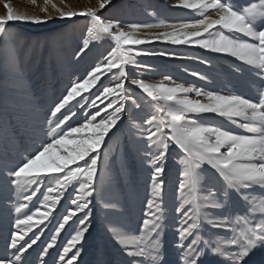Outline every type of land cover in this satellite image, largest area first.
<instances>
[{
    "label": "snow or ice",
    "instance_id": "6c2138e0",
    "mask_svg": "<svg viewBox=\"0 0 264 264\" xmlns=\"http://www.w3.org/2000/svg\"><path fill=\"white\" fill-rule=\"evenodd\" d=\"M111 3L96 0L95 6L75 9L44 0V16L17 13L10 3L4 4L7 14L0 15V39L9 38L10 22L43 24L83 17L87 37L77 56L94 41L107 40L110 50L53 102L40 142L8 170L7 182L16 199L10 204L14 213L6 246L10 254L0 256V264H29L25 257L41 241L44 226L55 222L36 256L38 264H48L58 237L76 221L79 226L58 251L56 264H79L78 245L91 227L93 199L100 196L103 209H115L119 203L104 202L103 192L113 182L108 141L120 125L150 170L138 234L112 230L124 254L133 258V264L145 259L163 264L167 222L163 196L171 153L177 164L173 246L180 252V264H201L206 255L224 264H245L257 247H264V0H245L241 5L237 0H177L174 7L191 10L196 18L128 24L101 14ZM152 29L162 31H146ZM155 42L233 58L239 62L235 73L247 66L261 81L256 98L178 83L171 74H161L159 80L143 78L155 70L138 57L177 56L175 51L156 53L141 47ZM9 62L15 65L11 56ZM190 74L210 83L207 74ZM205 114L222 118L235 130L199 119ZM234 198L247 208L230 219L227 210ZM205 226L216 238L204 232Z\"/></svg>",
    "mask_w": 264,
    "mask_h": 264
},
{
    "label": "rangeland",
    "instance_id": "374dc122",
    "mask_svg": "<svg viewBox=\"0 0 264 264\" xmlns=\"http://www.w3.org/2000/svg\"><path fill=\"white\" fill-rule=\"evenodd\" d=\"M5 2L10 3L17 13L45 15L41 11L44 0H36L35 4L32 0H0V15L7 14ZM52 2L59 7L67 5L75 9L96 4V0ZM176 3L177 0H112L111 5L102 10L101 14L120 19L124 24L156 23L159 20L177 22L196 18L191 10L174 7ZM237 3L244 4L245 0H237ZM49 13L54 14L50 5ZM8 31L9 38L0 39V256L10 254V251L6 252L10 224L14 218L10 204L16 199L14 190L10 189L7 182L8 170L19 164L21 159L32 151L34 145L40 142L43 136L42 127H47L49 109L70 82L78 77L83 78L101 56L110 50L107 40L94 41L84 54L77 56L83 40L87 37V20L83 17L51 19L43 24L10 22ZM146 31L157 32L162 29ZM141 47L156 53L168 50L177 54L175 58L160 55L138 57L141 63L150 65L155 70L146 74L143 77L145 79L159 80L161 74H171L178 83H194L209 90L235 92L246 98H256L257 85H260L261 81L247 66H242V71L235 73L234 67L239 62L231 57L163 42ZM10 56L15 60L14 66L9 62ZM203 59L210 60V65L203 64ZM193 71L207 74L210 83L192 76L190 73ZM199 119L235 130V126L213 114H205ZM113 132L115 135L108 141L113 149V152L109 153L113 182L105 185L103 201L116 200L119 203L115 209H103L101 197L93 199L91 227L78 245L81 248L79 264H133V258L126 256L115 243L112 230L138 234L148 199L150 170L127 140L124 126L120 125L119 130L114 129ZM165 179L163 203L167 222L163 232V264H180V252L173 246L177 164L176 157L171 153ZM68 196H71V190L61 202V213L67 207ZM246 208L247 205L234 198L227 212L230 219H234L236 214H245ZM70 223L72 227L66 226L58 237L55 248L50 250L48 264H56L58 251L79 226L78 221ZM55 226V222L44 226L41 241L25 257L29 264H38L37 253L49 240ZM204 232L216 238V233L209 232L207 226L204 227ZM229 235L224 234V238ZM262 250L263 247H257L246 258L245 264H264ZM142 264H150V261L145 259ZM201 264L224 262L218 257L206 255Z\"/></svg>",
    "mask_w": 264,
    "mask_h": 264
},
{
    "label": "bare ground",
    "instance_id": "6f19581e",
    "mask_svg": "<svg viewBox=\"0 0 264 264\" xmlns=\"http://www.w3.org/2000/svg\"><path fill=\"white\" fill-rule=\"evenodd\" d=\"M188 74H189V73H188ZM261 252H262V254L264 255V247H263V250H262ZM263 255H262V256H263Z\"/></svg>",
    "mask_w": 264,
    "mask_h": 264
}]
</instances>
